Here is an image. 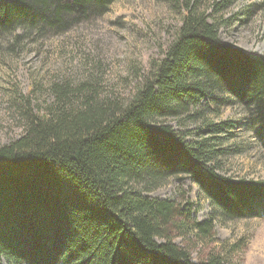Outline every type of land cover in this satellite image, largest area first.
Returning <instances> with one entry per match:
<instances>
[{
    "label": "trees",
    "instance_id": "obj_1",
    "mask_svg": "<svg viewBox=\"0 0 264 264\" xmlns=\"http://www.w3.org/2000/svg\"><path fill=\"white\" fill-rule=\"evenodd\" d=\"M113 1L0 0V42L64 32ZM167 1L179 21L126 94L53 84L36 111L23 97V133L0 146V264H228L222 252L193 262L173 241L193 227L205 238L212 220L192 226L189 201L143 195L170 177L192 180L223 220L264 215L263 180L218 173L233 124L208 117L228 95L264 133V53L221 39L213 14L234 0L211 14Z\"/></svg>",
    "mask_w": 264,
    "mask_h": 264
},
{
    "label": "rangeland",
    "instance_id": "obj_2",
    "mask_svg": "<svg viewBox=\"0 0 264 264\" xmlns=\"http://www.w3.org/2000/svg\"><path fill=\"white\" fill-rule=\"evenodd\" d=\"M221 1L203 0L200 9L211 14L212 4ZM213 15L215 21L224 20L218 31L226 44L264 53V0H234ZM178 16L167 0H115L103 14L79 20L64 32L30 36L19 44L9 39L0 42V146L23 133L19 112L23 97L36 111L49 100L53 84L85 82L100 96L126 94L149 59L160 54ZM226 96L220 113L208 116L233 124L223 132L227 138L220 147L225 154L218 158L217 171L233 179L264 181V133L254 125L251 111ZM190 126L194 133L189 141L197 137L200 125ZM143 195L180 201L182 207L189 201L192 226L211 218L205 238L197 236L194 227L186 234L172 231L173 241L188 251L193 262L210 252H222L228 264H264V215L223 220L184 175L170 177Z\"/></svg>",
    "mask_w": 264,
    "mask_h": 264
}]
</instances>
